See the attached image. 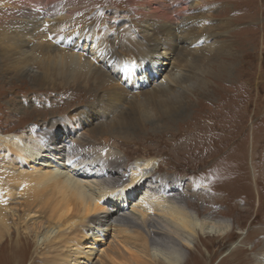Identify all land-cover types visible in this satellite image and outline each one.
Masks as SVG:
<instances>
[{"label": "rangeland", "instance_id": "rangeland-1", "mask_svg": "<svg viewBox=\"0 0 264 264\" xmlns=\"http://www.w3.org/2000/svg\"><path fill=\"white\" fill-rule=\"evenodd\" d=\"M131 1L95 0L87 10L90 17L88 25L98 30L97 35H102L100 29L105 23L118 30L114 42L122 50L126 48L124 45H129L125 26L128 24L129 9H132ZM177 2L182 4L180 10L184 2L188 7L184 14L172 16L173 22L183 20L187 11L188 15H206L209 19L199 31L204 35L214 34L202 39L204 46H209L205 72L199 67H191L186 61L177 60L178 75L188 76L180 85V92L189 104L186 114H175L173 121L166 126H162L161 121L147 119L142 121L141 129L115 130L104 139L99 132H92L102 123L99 119L102 114L98 111L101 105L99 88L93 83L86 81L85 85L82 81L62 83L56 80L55 84L42 85L28 77H5L0 68V134L25 133L30 136L29 128L34 127L35 135L29 145L34 144L35 139L45 145L54 142L58 145L68 135L70 145H67L64 154L69 151L71 155L89 153L88 161V154H85L82 165L99 157V163L102 159L104 167L114 177L121 178L120 187L132 184L131 172L135 165L140 163L144 168L155 167L152 174L158 177L160 186V177H168L169 184L179 187V193L184 194L190 209L197 212L199 218L232 221V230L225 235L194 234L191 237L193 246L186 248L183 264H258L264 258V0ZM198 2H205L208 6L201 8L196 5ZM146 3L148 1L140 0L142 6L139 5L138 9L142 10ZM211 4L215 6L210 7ZM108 29L103 28L105 34ZM194 29L198 30V27ZM128 39L134 46V51L128 52L131 55L140 49V44L133 35ZM86 42L83 43L84 48L90 44ZM224 46L225 50L231 47L235 54L219 52L218 49ZM80 50L82 48L78 47L74 51L85 53ZM179 56L176 55V58ZM221 61L227 63L226 71L221 70ZM94 65L99 66L97 63ZM31 67L32 71L40 72V65L32 63ZM159 80L162 82V79ZM123 81H120L121 84L118 82L120 87H117L126 90L128 86ZM106 85L110 89L116 86L109 82ZM90 113L92 120L83 122ZM108 122L103 119V123ZM87 130L89 132L85 134ZM96 151V156H93ZM118 151L124 156L120 163ZM24 156L19 150L10 152L0 146V197L16 193L15 198H10L12 202L7 209L25 202L22 188L9 186L7 180L11 174L19 172L20 165H26ZM70 170L69 173L76 177ZM104 177L107 175L98 179ZM144 191L142 188L140 194ZM96 192L97 189L89 191ZM154 195L159 197L155 192ZM59 198L56 193L49 201H43L46 205L44 212L40 209L42 198H39L30 212H21L22 222L17 229L16 221L20 218H10V230L0 246V264H45V259L41 257V251L45 249L43 244L38 243L39 239L69 236L78 240L87 215L80 214L83 220L79 221L73 218L70 223L74 225L70 224L73 225L70 231L62 234L59 214L63 209L58 208ZM52 210L57 212L56 216L48 221ZM70 214L62 220L70 218ZM119 231L109 227L108 239L105 238L99 246L96 257L106 264H156L143 255L147 249L140 246L141 234ZM116 233L119 236H115ZM130 236L135 239H130ZM121 250L123 252H118Z\"/></svg>", "mask_w": 264, "mask_h": 264}, {"label": "bare ground", "instance_id": "bare-ground-1", "mask_svg": "<svg viewBox=\"0 0 264 264\" xmlns=\"http://www.w3.org/2000/svg\"><path fill=\"white\" fill-rule=\"evenodd\" d=\"M144 1L148 3L142 10L138 9L140 0L130 2L132 9H129L128 24L125 26L129 45H124L126 48L122 50L114 42L118 30L111 29L110 24L105 23L101 27L102 35H97L98 30L88 25L90 17L87 10L95 0H0L1 71H4L5 77H28L42 85L55 84L56 80L62 83L82 81L85 85L86 81L93 83L99 88L101 105L98 111L102 114L99 117L102 123L92 132H99L104 139L115 130H137L142 121L147 119L161 121V125L166 126L173 121L175 114H186L189 107L184 94L180 92V85L188 76L178 75L177 60L186 61L191 67H199L200 71L205 72L204 63L208 59L206 53L209 46H204L202 39L213 37L214 34L204 35L199 31L209 19L206 15H188L187 11L183 20L172 21V16L184 14V10H187L185 2L180 10L182 1ZM196 5L201 8L208 6L205 2ZM104 27H109L107 34ZM194 27H198V30ZM195 31L198 33L195 34ZM132 35L140 44V49L130 55L128 52L134 51V46L128 36ZM85 40L90 44L84 48L83 43H87ZM78 47L85 53L74 51ZM225 48L218 51L235 54L231 47ZM176 55L180 56L176 58ZM32 63L40 65V72L31 70ZM170 63L167 69L164 65ZM226 64L220 62L222 71L227 70ZM120 81L128 89H119ZM107 82L116 86L110 89ZM194 83L197 84V81L194 80ZM91 116L92 113L88 114L83 122L92 120ZM103 119L109 122L103 123ZM29 132L30 136L25 133L0 134V146L10 152L15 149L23 152L26 164L20 165L16 168L19 172L7 178L9 186L22 188L25 202L18 201L21 204H14L7 209L12 202L10 198H15L16 193L10 192V197H0V246L10 230V218H20V221H16V229L19 228L21 212H30L39 198H42L39 202L43 204L56 193L60 196L58 208L63 209L59 214L62 234L70 231L74 225L70 223L73 218L79 221L83 220L80 214L87 216L78 240H72L73 237L69 236L38 240L45 249L41 251L45 264H106L96 254L105 238L108 239L111 226L116 232L124 230L130 234H141L143 239L140 246L147 249L143 255L156 264H183L186 248L193 246L191 237L198 232L225 235L232 230V221L229 219L199 218L197 212L190 209L184 194L179 193V187L169 184L168 177H160V186L158 177L152 174L155 170L153 166L144 168L140 163L135 165L131 172L132 184L120 187L121 178L114 177L104 167L102 159L99 163V157L86 163L88 167H85L82 165L83 160L88 154V161L89 153L71 155L69 151L64 154L70 141L68 135L58 145L56 142L45 145L37 139L29 145L35 135V128L30 127ZM88 132L85 131V134ZM90 136L93 137L92 134ZM97 151L93 156H96ZM120 153L117 152L119 163L124 158ZM69 168L76 177L69 173ZM103 175L107 177L98 179ZM142 188L145 191L140 194ZM90 189H97L98 192L89 193ZM154 192L159 195L158 198H155ZM43 207L46 205L40 208L42 211ZM9 211L13 214H9ZM52 211L48 221L56 216L57 212ZM68 213H72L70 218L62 220ZM88 215L92 217L88 218ZM115 236L119 235L116 233ZM134 236H130V239H135ZM60 238L63 241H58ZM258 264H264V258Z\"/></svg>", "mask_w": 264, "mask_h": 264}]
</instances>
